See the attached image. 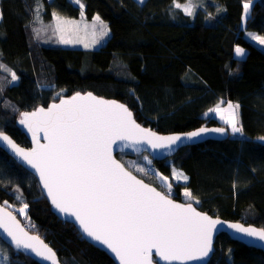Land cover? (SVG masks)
Segmentation results:
<instances>
[{
  "label": "trees",
  "instance_id": "obj_1",
  "mask_svg": "<svg viewBox=\"0 0 264 264\" xmlns=\"http://www.w3.org/2000/svg\"><path fill=\"white\" fill-rule=\"evenodd\" d=\"M192 2L193 15L173 0H82L87 19L99 16L109 27L97 48L43 43L52 34L53 13L78 17L75 0H0V131L29 146L16 127L23 111L73 93L92 92L124 103L135 120L161 134L182 133L220 123L205 112L227 100L240 107L246 138L229 136L180 148L154 171L172 177L179 168L186 183L171 190L142 166L141 155L116 157L136 176L176 201L191 203L215 217L264 229V49L244 37V27L264 36V0H254L242 27L246 0ZM39 6V21L37 8ZM47 31L41 32V25ZM244 49L237 57L235 49ZM19 189V192H17ZM194 199L184 197L183 190ZM19 197V198H18ZM40 235L61 264H115L87 242L70 222L59 219L37 179L0 148V203ZM27 204L26 215L17 209ZM1 264H39L0 239ZM208 264H264V252L220 234Z\"/></svg>",
  "mask_w": 264,
  "mask_h": 264
},
{
  "label": "snow or ice",
  "instance_id": "obj_2",
  "mask_svg": "<svg viewBox=\"0 0 264 264\" xmlns=\"http://www.w3.org/2000/svg\"><path fill=\"white\" fill-rule=\"evenodd\" d=\"M76 2L79 3V0ZM140 2L143 3V0ZM173 3L187 15H193L190 3L181 5L176 0ZM251 3L252 0H246L243 4L245 17ZM80 7L83 9V4ZM36 18L39 21V6ZM53 20L54 31L60 34V43L81 42L64 38V33L77 25L76 21L62 19L56 13H53ZM96 24L100 25L101 36L108 34V26L99 16L94 17L93 27ZM250 35L264 45V37ZM92 42L96 43V40ZM88 46L85 44V47ZM235 54L243 56L244 49L237 47ZM0 70L9 72L13 81L17 79L6 65L0 64ZM239 107L229 102L227 108L222 109L218 103L209 112H215L233 134H242ZM19 122L32 134L34 146L25 150L2 131L0 142L35 170L57 211L74 218L83 234L114 253L120 264H154V256L169 264L172 261L184 264L209 255L213 230L221 225V221L198 212L191 203H175L168 195L138 179L113 157V147H119L118 142H124L125 147L147 144L154 150L170 149L182 140L180 135L159 136L150 129L142 128L125 105L98 99L92 93L81 95L78 92L46 109L21 113ZM209 131L224 134L226 130L223 127L201 128L187 133L186 137L190 140ZM41 133L45 143L40 142ZM259 139L264 140V137ZM135 170L145 171L140 166H135ZM173 178L188 179L175 169ZM160 179L167 184L170 192L168 178L160 176ZM184 196L193 199L192 193L187 190ZM6 207L7 202L0 207V229L10 242L17 249L28 250L56 264L52 249L39 237L29 235L16 217L6 211ZM26 208L27 204H24L17 211L26 215ZM227 227L264 241V229L244 227L239 223L228 224Z\"/></svg>",
  "mask_w": 264,
  "mask_h": 264
},
{
  "label": "water",
  "instance_id": "obj_3",
  "mask_svg": "<svg viewBox=\"0 0 264 264\" xmlns=\"http://www.w3.org/2000/svg\"><path fill=\"white\" fill-rule=\"evenodd\" d=\"M87 93H92V92H85V93H80L81 95H85ZM76 93H73L71 95H64V96H61L59 99L57 100H53L51 102H49L47 105H39L37 106L36 108L32 109V110H27V111H23L22 113L24 112H33L35 111L37 108H47L49 105L53 104V103H56L58 104L60 102V99H69L71 98L73 95H75ZM93 96L97 97L98 99H103V100H106V101H116L117 103H120V104H123L125 105L124 103L116 100V99H111V98H104V97H101V96H98L94 93H92ZM126 106V105H125ZM127 107V106H126ZM128 108V107H127ZM129 109V108H128ZM130 110V109H129ZM131 111V110H130ZM132 112V111H131ZM133 114V113H132ZM20 119H21V114L19 115L18 119L16 120L15 124H16V127H18L23 133L24 135L26 136L28 142H29V146H23V145H20L18 144L8 133L6 132H3L5 135L9 136L19 147L25 149V150H29L31 149L34 145H33V139H32V134L28 131V129L20 124ZM133 119L134 118V115H133ZM136 121V120H135ZM136 123H138L136 121ZM142 128H146V129H150L151 131L155 132L157 135L159 136H174V135H180L182 137V140L177 142L176 145H172L170 149H152L149 145L147 144H139V145H136L135 147H125L124 146V142H118L119 144V147L117 146H114L113 147V157L119 161L120 163H122L117 157L116 155L119 154V153H127V154H131V155H142L143 153H147L152 159L154 160H157V161H162V160H165L167 158H170L172 156H174L176 154V152L182 148V147H185V146H189V145H194V144H198V143H202L204 141H207V140H218V141H221V140H225L228 138L229 136V131L227 130V128L225 126H222V125H216V126H202V127H198L194 130H191V131H187V132H182V133H170V134H161V133H158L156 130L154 129H151L149 127H145L143 125H141L140 123H138ZM220 127H223L225 128V133L224 134H220V133H216V132H206V133H202L199 137H193L192 139H188L186 137V134L187 133H190V132H195V131H198L199 129L201 128H207V129H214V128H220ZM41 136V140L40 142L41 143H45V141L42 139V136H43V133L40 134ZM0 148L2 150H4L6 152V154H8L11 158H13L19 165H21L24 169H26L27 171H29L32 175H34V177L37 179L38 181V184L40 186V189H41V192L42 194L45 196L47 202L49 203V205L51 206V210L52 212L61 220H64V221H67V222H70L72 223L76 228L77 230L79 231V233L82 235V237L87 241L89 242L90 244L96 246L97 248L101 249L102 251H104L112 260L115 264H120L119 260L115 257V254L112 253L110 250H108L104 245H101L99 244L98 242L96 241H93L90 237H87L85 234H83V232L80 230L79 228V225L78 223L75 222L74 218H70V217H66L62 214H60L57 209L52 205L51 201L49 200V198L47 197V193L44 191L41 183H40V178L39 176L36 174L35 170L32 169L24 160H22L20 157L16 156V154L10 149L8 148L5 144H3L2 142H0ZM123 164V163H122ZM125 166V165H124ZM126 167V166H125ZM127 169V167H126ZM128 170V169H127ZM130 171V170H129ZM133 175H135L134 173H132ZM136 176V175H135ZM138 179H141L140 177L136 176ZM142 180V179H141ZM144 183L146 184H149L147 182H145L143 180ZM151 187H154L157 191L165 194L163 191H161L160 189L156 188L155 186H153L152 184H149ZM170 198V197H169ZM172 199L175 203H178V204H187V203H184V202H180V201H176L174 200L173 198H170ZM5 205H3L2 203H0V207H4ZM192 206L198 211V212H201V213H204L206 215H208L209 217H211L212 219H219L221 221V225H218L217 228L215 230H213V234H212V250L210 251L209 255L205 258H203L202 260H197V261H186L184 262V264H208L213 253H214V247H215V241H216V238L218 237V235L220 234H225L227 235L231 240H234V241H238V242H241L243 244H245L246 246H249V247H253L255 249H258V250H261L264 252V241H260L258 240L257 238L255 237H249L243 233H238L236 232L234 229H231V228H228L227 225L228 224H236V223H239L241 225H243L244 227H253V228H256V229H262L260 227H256V226H253V225H244L242 224L241 222H233V221H228V220H224V219H221L219 217H215L209 213H206V212H203L199 209H197L193 204ZM6 211H9L12 213V215H14L17 219V221L20 223V226L26 231L28 232L29 235L31 236H37L39 237L38 235H35V234H32L30 233L22 224L21 220L15 215V213L10 210L8 207H6ZM0 239L3 240L4 242H6L9 246H11L14 250L18 251V252H22L23 254H25L26 256H29L30 258H32L33 260H35L36 262H38L39 264H51V261H48V260H44L42 259L41 257H37L34 253H31L30 251L28 250H24V249H17L15 247V245H13L11 242H10V238L6 237V234H3V231L2 229H0ZM39 239L44 243L46 244L49 248L52 249V247H50L47 243H45V241L39 237ZM52 251L54 252V250L52 249ZM55 253V252H54ZM55 259H56V264H61L59 259H58V256L56 255L55 253ZM154 259V264H169V262L167 261H163V260H159L158 257H153ZM170 264H180L179 261H172L170 262Z\"/></svg>",
  "mask_w": 264,
  "mask_h": 264
},
{
  "label": "rangeland",
  "instance_id": "obj_4",
  "mask_svg": "<svg viewBox=\"0 0 264 264\" xmlns=\"http://www.w3.org/2000/svg\"><path fill=\"white\" fill-rule=\"evenodd\" d=\"M140 1V0H139ZM254 0H252V3H251V7H252V4H253ZM75 3L76 0H75ZM178 3V2H177ZM245 3V2H244ZM78 6H80L82 3V0H79V3H77ZM191 6H192V2H190ZM181 5H184V4H181ZM250 7V9H251ZM250 9H249V12L247 14V16L245 17V14H244V9L242 10V15H241V26L244 27L245 26V21H246V18L248 17L249 13H250ZM81 12H83V15H81ZM60 17L62 19H65V20H72V21H76L77 22V25L76 26H71L70 30L67 31L66 33H64V38L65 39H70V40H73V41H76V40H79L81 42L77 43V42H73V43H68V44H64V43H60V34L56 33L54 31V22L49 25L50 26V30H51V33L52 34H47V36H45V38L42 37V41L43 43H46V44H58L59 46H64V47H80V48H97L99 47L100 45L104 44L108 38H109V35H110V32H109V27H108V34L105 35V36H101L100 35V25L99 24H96L95 27H93V24H94V16L92 19H87L85 18V15H84V7L83 9H81L80 7V13L78 15V17H71V16H66V15H63L61 14ZM101 19V18H100ZM102 20V19H101ZM105 24L106 22L104 20H102ZM41 25V27H43L42 24H39ZM107 25V24H106ZM78 26V28H77ZM47 31V29H45L44 27L41 28V32L42 33H45ZM93 33H95V36L93 35ZM250 34H253V35H256V36H260V37H264L262 36L261 34L255 32L254 30H251V29H246L244 27V37L250 41L251 43H253L254 45H256L257 47L261 48V49H264V45H261L260 43H258V41L252 39V35ZM93 39L96 40V43H93ZM85 44H88L89 46L88 47H85ZM231 102L232 104H237L236 102H233L231 101V99L227 100V102L225 103H219L221 105V108H227V105L228 103ZM216 106H213L211 108H215ZM210 108V109H211ZM205 115L206 116H211V117H214L216 118L220 123H224L220 118L219 116L215 113V112H209V110H207L205 112ZM225 124V123H224ZM216 125H221V124H216ZM216 125H213V126H216ZM226 125V124H225ZM224 126V125H222ZM239 126L241 127L240 125V109H239ZM227 128V130L229 131V136L231 137H235V138H246V135L245 133L243 132L242 134L241 133H236V134H233L231 132V128L226 125L225 126ZM228 136V137H229ZM261 142H264V140H261L259 139ZM127 154V153H125ZM131 155V154H130ZM143 155V156H142ZM141 156H142V160L144 162L145 165H141L140 167L142 166H145V168L150 171L155 177L156 179L159 181V183L168 189L167 187V184L160 179V176H164V177H167L168 178V183H170V180L171 178L175 181V182H182V183H186L187 180L185 181L184 179L182 178H173V170H177V172H182L184 174V172L179 169V168H173L172 169V177L170 178L169 176L165 175V174H162L160 172H158L157 170H153L151 167H149V163L148 161H150V159H152L147 153H143ZM145 157H147V160H145ZM157 173L159 175H157ZM185 175V174H184ZM186 176V175H185ZM187 189H184L183 190V195H184V192L186 191ZM188 191V190H187ZM185 197V196H184ZM194 199V198H193ZM22 222V221H21ZM242 223V222H241ZM23 226L32 234H35V235H38L37 233L35 232H32L31 230H29L26 226V224L22 223ZM244 225H247L245 223H242ZM40 238H42L40 235H38ZM43 239V238H42ZM44 240V239H43ZM216 242V241H215ZM6 243V242H5ZM46 243V242H45ZM241 243V242H240ZM7 244V243H6ZM8 245V244H7ZM49 245V244H48ZM9 246V245H8ZM50 246V245H49ZM11 247V246H9ZM51 247V246H50ZM12 248V247H11ZM13 249V248H12ZM14 250V249H13ZM16 251V250H15ZM22 253V252H20ZM23 254V253H22ZM25 255V254H24ZM57 255V254H56ZM2 257L4 259L7 260L5 254L2 252V250L0 249V264L2 262ZM29 257V256H28Z\"/></svg>",
  "mask_w": 264,
  "mask_h": 264
}]
</instances>
